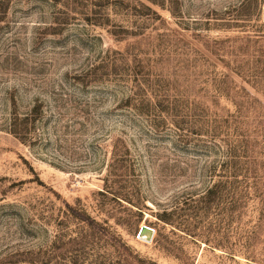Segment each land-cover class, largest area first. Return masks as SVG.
<instances>
[{
	"label": "rangeland",
	"instance_id": "1",
	"mask_svg": "<svg viewBox=\"0 0 264 264\" xmlns=\"http://www.w3.org/2000/svg\"><path fill=\"white\" fill-rule=\"evenodd\" d=\"M0 264H264V0H0Z\"/></svg>",
	"mask_w": 264,
	"mask_h": 264
},
{
	"label": "bare ground",
	"instance_id": "2",
	"mask_svg": "<svg viewBox=\"0 0 264 264\" xmlns=\"http://www.w3.org/2000/svg\"><path fill=\"white\" fill-rule=\"evenodd\" d=\"M153 233V229L150 228L149 226L142 225L140 229V236L149 239L151 238V235Z\"/></svg>",
	"mask_w": 264,
	"mask_h": 264
}]
</instances>
